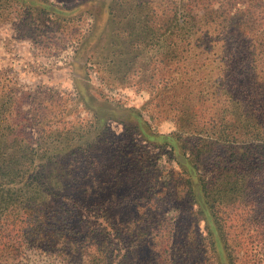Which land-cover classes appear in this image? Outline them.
I'll list each match as a JSON object with an SVG mask.
<instances>
[{"label": "trees", "instance_id": "obj_1", "mask_svg": "<svg viewBox=\"0 0 264 264\" xmlns=\"http://www.w3.org/2000/svg\"><path fill=\"white\" fill-rule=\"evenodd\" d=\"M60 1L77 14L97 0ZM108 1L95 33L74 28L88 42L77 55L105 34L114 64H98L101 82L150 99L107 100L82 120L63 97L26 110L28 94H0V264L33 251L60 264H264V0ZM40 126L71 148H44L28 132Z\"/></svg>", "mask_w": 264, "mask_h": 264}, {"label": "rangeland", "instance_id": "obj_2", "mask_svg": "<svg viewBox=\"0 0 264 264\" xmlns=\"http://www.w3.org/2000/svg\"><path fill=\"white\" fill-rule=\"evenodd\" d=\"M0 2H8L7 8L10 11L9 19L0 24V94L7 93V98L12 96L9 94L12 90H15L18 96L28 94L30 100L25 106L26 110H31L35 105L45 106L46 109L57 102L58 98L63 97L67 99L64 116H67V119H77L80 115L82 120L92 117V113L99 111L98 107L108 105L105 103L107 100L112 107L123 105L127 108H140L150 99V94L146 91L131 87H112L101 82L98 64H114L112 46L110 51L102 50L106 44L105 34L102 41L92 43L91 50L86 49L77 55L85 40L79 41L76 37L79 33L77 34L74 28L77 27L82 33L79 38L90 29L94 32V26L95 29L100 28L105 22L103 4L109 2L108 0H97L77 14L72 12L74 3L68 4L60 0ZM59 16L78 18L59 31ZM86 45L87 41L83 46ZM35 114L38 116V111ZM111 116L115 114L100 115L102 118ZM108 122L117 133L123 131V124L110 118ZM173 127L171 122H164L156 130L169 133L173 131ZM40 129L41 132L36 127H30L28 132H31L34 138L41 137L43 141L45 139L46 143H42L44 148L53 151L71 148L72 145H67L63 140L61 132H54L50 138L49 126H40ZM42 135H45V138ZM87 216L94 220V217L88 214ZM116 250L120 251L117 245ZM262 254L264 257V253ZM17 264H60V259L55 255L33 251Z\"/></svg>", "mask_w": 264, "mask_h": 264}]
</instances>
